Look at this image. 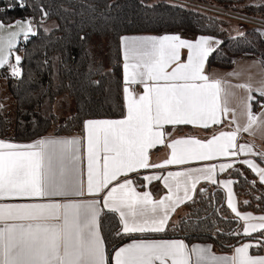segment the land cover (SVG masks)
Wrapping results in <instances>:
<instances>
[{
    "label": "snow or ice",
    "instance_id": "6c2138e0",
    "mask_svg": "<svg viewBox=\"0 0 264 264\" xmlns=\"http://www.w3.org/2000/svg\"><path fill=\"white\" fill-rule=\"evenodd\" d=\"M24 7L23 0H18ZM47 15V13H45ZM5 32L6 29H12ZM31 20L5 25L0 21V68L22 75L20 56L10 64L12 50L21 37L35 35ZM124 40V80L127 116L119 120H88L86 130V188L82 170L81 140L44 138L22 145L0 140V201L48 198L47 203H0V264H109L100 217L105 209L118 214L121 233H163L171 216L193 198L197 184L222 183L228 193V207L245 223L244 236H264V216L241 214L233 202L232 180H216L217 165L168 172L166 176L144 175L151 182L163 179L166 195L154 199L150 191L139 192L130 173L141 169H162L212 161L220 157L255 155L249 145L238 144L241 132L264 127V112L252 111L250 84L236 87L249 95L244 104L246 124L230 121L234 130L220 132L207 141L176 139L166 146L170 159L151 164L149 152L165 145V125H193L209 128L235 111L228 107L227 93L220 79H211L204 68L208 56L221 43L201 36L195 42L179 35ZM181 49H187L181 62ZM171 69V71H169ZM230 75L238 77V73ZM142 85L137 94L131 85ZM264 97V87L257 90ZM261 107L264 102L258 101ZM0 105V109H2ZM247 165L264 184V167L252 159ZM261 163H264L262 156ZM223 172L234 163L219 164ZM123 177V179H121ZM119 181L118 183H114ZM112 185L111 187H109ZM105 190H107L105 192ZM100 199H79L85 195ZM55 198H60L57 200ZM255 221V223H253ZM240 233H234L239 235ZM259 243L234 247L232 256H216L210 246L189 247L183 240L134 241L115 251V264H264V256L249 254Z\"/></svg>",
    "mask_w": 264,
    "mask_h": 264
},
{
    "label": "trees",
    "instance_id": "16d2710c",
    "mask_svg": "<svg viewBox=\"0 0 264 264\" xmlns=\"http://www.w3.org/2000/svg\"><path fill=\"white\" fill-rule=\"evenodd\" d=\"M27 0L19 10H12L9 0H0V21L37 20L36 34L21 40L16 52L22 54V75H11L10 67L0 70L6 79L12 99L11 109L0 98V140L28 144L49 136H83L88 120H118L126 116L121 39L125 36L167 34L187 39L213 37L219 43L208 56L206 71L212 67L232 69L239 59L255 57L264 66V30L249 26L239 36H226L220 20L230 21L187 7L160 0ZM223 3V0H214ZM224 5V4H223ZM228 7L229 6H225ZM248 15L264 21V7ZM47 13V15H45ZM54 21L56 26L45 29ZM90 42L105 48L100 57ZM68 95L74 112L59 120L54 112L59 97ZM206 129L205 134L214 133ZM179 134L193 135V128L178 127ZM187 132V133H186ZM242 211L264 214V184L243 165L230 173ZM153 190L158 185H152ZM226 195L213 184L199 191L187 202L179 222H169L165 232L143 236L121 233L119 217L104 210L100 229L107 255L111 260L116 249L135 238H176L188 245L208 243L218 253H228L245 242L261 245L264 236L258 232L244 236L241 223L225 204ZM234 233H240L234 235Z\"/></svg>",
    "mask_w": 264,
    "mask_h": 264
},
{
    "label": "crops",
    "instance_id": "0c3cea01",
    "mask_svg": "<svg viewBox=\"0 0 264 264\" xmlns=\"http://www.w3.org/2000/svg\"><path fill=\"white\" fill-rule=\"evenodd\" d=\"M11 24L15 25V22L11 23ZM5 25H9V24H5ZM10 30H15V28L13 27L12 29H6L5 32L10 31ZM167 35H171V34H167ZM125 37L128 38L129 41H131L134 38L162 37V36L135 35V36H125ZM125 37H123V38H125ZM180 37L182 39H185V40H188V41H192V42H195L198 39V37L193 38V39H187L186 37H183V36H180ZM199 37H201V36H199ZM123 38L121 39V50H122L123 67H124L125 60H124V40H123ZM21 40H23V37L20 38L19 43H20ZM214 40H218V39L214 38ZM19 43L12 50V56H11L10 61H9L10 64H14L15 63L14 52H16V48L19 46ZM213 46L215 48L217 46V44H214ZM18 54L20 55V53H18ZM187 55H188V50L187 49H181V62H186ZM206 63H207V61H206ZM5 67H7V66H5ZM1 69L2 68H0V70ZM169 71H171V69H169ZM204 72H205V74L209 75L211 79H220L222 81V88L224 89V92L228 94L227 95L228 107L235 111V115H233L230 112L227 115V117H222V122L220 124L211 125L207 129H214V128L218 127V126H220V127H219V129L217 131L215 130L214 133H209V134L203 133V131L206 130V129L202 128V127H199V126H193V125H176V126L165 125L163 131L166 134H169V135H166V137H165V145L156 146V147H154L153 149L150 150L149 155H150V163L151 164L162 163L163 161H165L167 159H170L171 149L168 148L166 145L168 143H170L171 141H174L176 139H187V138H195V139H199L201 141H207V140L211 139L212 136L218 135L220 132H227V131L234 130L235 125L230 123V121L233 120V119L237 120L238 123L243 127L246 124V122H247L246 121V117L243 114L244 113L243 101L246 100V98L249 95V93L245 89L236 87V85L250 84L252 86L251 95L254 97V99L251 102L252 103V111H253L254 114H259L261 112H264V110H261L259 108L258 101L262 97L259 95V93L257 91L261 87H264V66L262 65V63L257 58L249 57V58L239 59V60L236 61L235 66L232 69H223V68H218V67H212L209 71H206V66H205ZM231 73H238L239 75H238V77H236V76L230 75ZM123 74H124V68H123ZM2 79L3 78H0V81ZM124 84H125V80H124ZM131 88L134 89L137 94H141L143 92V86L142 85H139V84L131 85ZM123 97L125 99V105H126V110L125 111H126V116H127V101H126V93H125V91H124V96ZM126 116L124 118H126ZM124 118H122V119H124ZM102 120H105V119H102ZM109 120H111V119H109ZM178 127H191V128H193V133H195V134H193V135H187V134H184V133L183 134H179L178 133L179 131H177ZM46 138L80 139L81 140L82 170L84 172V180H85V188H86V169H87L86 130H84V135L83 136H72V137H53V136H49V137H46ZM242 139H244V140H242ZM34 142H31V143H28V144H32ZM237 143L251 146L253 148V152L255 153V155L244 156L243 154H241V155H239L237 157H220V158H217V159L212 160V161H198V162H193L191 164H185V165H168L167 167L162 168V169H155V168L141 169V170H139V172L130 173V178L133 179V183L137 187V191H139V192L150 191L153 194V198L154 199H160L164 195L168 194L167 193V189L164 188V186H163V179H161V180H153V181H151L149 183V182L145 181L142 178L144 175H161L163 177V176H166L168 172L185 171V170H187L189 168L206 167V166L215 164V165H217V172H216V177L215 178H216V180L218 182H220V181H225V180H232L233 181V179L220 178L222 175H224V176L227 175L233 169V168H231V169H227L226 171L220 172L218 166L221 163L232 162V163H234V167L236 165H243V166L247 167L246 164H244V163H242L240 161H242L244 159H252L260 167H264V163H261L262 156H264V127L254 126L253 129L251 130V133L241 132L239 134V136H238ZM22 145H27V144H22ZM251 172L254 173L252 170H251ZM135 174H138V175H135ZM254 175H256V174L254 173ZM256 177L260 181V179H259V177L257 175H256ZM225 178H226V176H225ZM121 179H123V177H121ZM118 182L119 181H116L114 183H118ZM155 184H157L159 188L156 189V190H153L152 185H155ZM207 184L208 185H213V183H211V182L201 180L196 186L193 198H194V196H195V194L197 192L205 191V190H203L204 189L203 185H207ZM216 185H219L221 190L225 191V195H226V199H225L226 203L225 204L228 206L227 189H225L223 187L222 183H217ZM111 186L112 185H110L109 187H111ZM232 190H233V193H234L233 202L236 204V206H238V199H237V196H236V194L234 192V181H233V184H232ZM106 191L107 190H105V192ZM103 195H104V193H101L100 197H92V196L85 195L84 197L79 198V199H83V200H86V201L87 200H92V199H100V198L103 197ZM55 199L60 200V198H55ZM47 202H49L48 198H44V199H41V198H23V199H10V200L0 201V203H5V204L47 203ZM187 202H189V201H187ZM187 202L183 203L182 205H180L176 209L175 213L171 216V219L169 220V222L172 221V219L174 218L175 214L179 210H182V207ZM105 210H107V209H105ZM230 211H231V209H230ZM240 213L241 214H247V212H240ZM248 213H251V212H248ZM233 214L235 215V213H233ZM251 214L253 216H256V217L264 216V214H262V215L261 214H254V213H251ZM235 217H236V215H235ZM253 223H255V221H253ZM245 226L246 225L244 223V226L241 227L242 233H243V228ZM100 231H101V229H100ZM256 233H258V232H254V233H252V235H254ZM147 234H160V233H145V234L135 233V234H132V235H127V234H125V235H127V236H143V235H147ZM101 235H102V233H101ZM247 237H250V236H247ZM140 240H144V241H160V240H181V239H176V238H135L134 240H131V241L127 242L126 244L122 245L121 247L126 246L127 244L132 243L134 241H140ZM245 243L257 244V243H254V242H245ZM242 244H239V246H241ZM195 245L210 246L211 252L213 254H215L216 256H229L230 257V256L234 255V248L231 251H229L228 253H218V252H216L214 250L213 246H211V244H208V243H194L192 245H189V247H192V246H195ZM118 249H116V250H118ZM260 251H261L260 247H253V248H251L249 250V254L250 255H254V256H264V253H260ZM106 254H107V252H106ZM114 254H115V252H114ZM114 254H113V257H112V263L111 264H115V262H114Z\"/></svg>",
    "mask_w": 264,
    "mask_h": 264
},
{
    "label": "rangeland",
    "instance_id": "374dc122",
    "mask_svg": "<svg viewBox=\"0 0 264 264\" xmlns=\"http://www.w3.org/2000/svg\"><path fill=\"white\" fill-rule=\"evenodd\" d=\"M154 2H156L155 0H153ZM204 1H209V2H214V0H204ZM216 4L220 5V6H229V8L235 10V11H240V13L242 14H248L250 12H257L258 10L261 11L258 7H264V0H223V3H217ZM224 4V5H223ZM228 8V7H227ZM264 11V9L262 10ZM33 22V28L34 31L36 33L37 29V20L35 18H33L31 20ZM220 25H221V30L222 32H224L226 34V36H239L242 35L246 30L249 28V25H245L236 21H226V20H220L219 21ZM56 26V22L54 21H50L46 24H44L45 29H52ZM31 36V35H29ZM29 38V37H28ZM90 47L92 50H94V52L96 54H98L100 57L102 56V54L104 55L106 52V49L104 48H99L97 47V43L95 42H90ZM20 56L21 60H22V54H18L17 52H14V56ZM0 98H2L4 100V105L7 106L8 109H11L12 104L10 103V99H12L7 91V84H6V79L3 78L0 81ZM54 112L55 114H57V117L59 118V120H63V118H67L69 117L73 112H74V104L72 99L68 96V95H63V97H59L58 100L55 103V107H54ZM244 140V139H242ZM235 167H233L234 169ZM232 169V170H233ZM231 170V171H232ZM231 171L225 175H222L220 178H224V179H231L230 177V173ZM140 174V173H139ZM138 175V174H135ZM204 189L203 190H207L208 187L212 186V185H203ZM219 186V185H218ZM225 192V191H224ZM235 192V191H234ZM238 211L240 212H251V211H242L240 209L239 203H238ZM254 213V212H251ZM254 214H258V213H254ZM260 214V213H259ZM184 215V211L183 210H179L174 218L172 219V222L174 224L178 223L180 218ZM238 218V217H237ZM239 219V218H238ZM240 221V220H239ZM241 226H244V222L240 221Z\"/></svg>",
    "mask_w": 264,
    "mask_h": 264
},
{
    "label": "built area",
    "instance_id": "2783aa9c",
    "mask_svg": "<svg viewBox=\"0 0 264 264\" xmlns=\"http://www.w3.org/2000/svg\"><path fill=\"white\" fill-rule=\"evenodd\" d=\"M9 1L12 10H19L23 8L19 6L18 0H9ZM160 1L169 4L183 6V8L187 7L189 9L196 10L209 15H213L215 17L236 21L245 25L258 27L264 30L263 20L257 19L255 17L253 18L248 14H242L240 13V11L238 12L231 8H227L225 6H220L215 2H209L204 0H160ZM23 3L25 6L27 0H23ZM259 101L264 102V97H262ZM258 105L261 110H264V107H261L260 104Z\"/></svg>",
    "mask_w": 264,
    "mask_h": 264
},
{
    "label": "water",
    "instance_id": "95a60500",
    "mask_svg": "<svg viewBox=\"0 0 264 264\" xmlns=\"http://www.w3.org/2000/svg\"><path fill=\"white\" fill-rule=\"evenodd\" d=\"M117 246H115V247H113V249H115ZM113 249H111V251H110V253H109V255H108V257H109V261L111 260V253L113 252Z\"/></svg>",
    "mask_w": 264,
    "mask_h": 264
}]
</instances>
